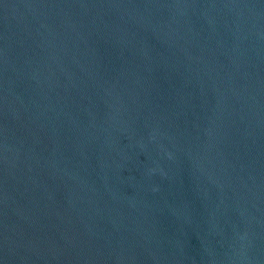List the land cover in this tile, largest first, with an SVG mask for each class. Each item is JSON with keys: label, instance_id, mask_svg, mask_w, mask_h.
I'll return each instance as SVG.
<instances>
[{"label": "water", "instance_id": "1", "mask_svg": "<svg viewBox=\"0 0 264 264\" xmlns=\"http://www.w3.org/2000/svg\"><path fill=\"white\" fill-rule=\"evenodd\" d=\"M0 264H264V0H0Z\"/></svg>", "mask_w": 264, "mask_h": 264}]
</instances>
